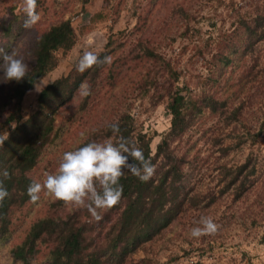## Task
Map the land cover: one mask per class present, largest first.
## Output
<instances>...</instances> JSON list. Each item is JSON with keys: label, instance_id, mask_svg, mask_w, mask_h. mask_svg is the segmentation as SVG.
I'll use <instances>...</instances> for the list:
<instances>
[{"label": "rangeland", "instance_id": "rangeland-1", "mask_svg": "<svg viewBox=\"0 0 264 264\" xmlns=\"http://www.w3.org/2000/svg\"><path fill=\"white\" fill-rule=\"evenodd\" d=\"M25 5L26 0H0V49L22 57L27 71L39 37L51 26L68 20L75 41L69 50L53 53L55 68L20 101L12 97L17 81L0 80V147L21 141L22 128L10 131L24 122L38 131L43 113L52 110L46 116H52L53 130L37 144L28 173L42 183L64 151L93 140L114 142L106 125L128 114L134 140L144 134L149 141L151 177L159 179L169 167L178 177L163 209L172 211L166 227L158 223L157 233L129 245L123 241L117 249L112 247L120 212L113 205L98 209L97 218L86 206L42 188L39 199L14 209L8 232L0 235V264L65 261L55 251L62 243L55 235H44L31 249L23 242L44 218L81 230L78 264H264V40L244 50L237 23L241 16L264 14V0H36L37 19L27 24ZM108 40L116 51L97 75L88 70L92 64L79 71L80 57L108 51ZM141 46L160 59L142 57ZM169 67L176 80L167 75ZM86 72L87 90L81 85L70 98L63 95L39 112L37 98L47 84ZM177 93L185 104L172 130L167 107ZM11 115L20 121H7ZM201 217L212 218L216 227L192 236L193 227H202ZM21 248L23 257L17 256Z\"/></svg>", "mask_w": 264, "mask_h": 264}, {"label": "trees", "instance_id": "trees-1", "mask_svg": "<svg viewBox=\"0 0 264 264\" xmlns=\"http://www.w3.org/2000/svg\"><path fill=\"white\" fill-rule=\"evenodd\" d=\"M245 15V14H244ZM239 28L242 30V36L246 39V47L244 50L252 48L256 43L264 40V14L258 13L250 20L248 15L245 18L241 16L237 20ZM146 28V27H145ZM75 41V34L68 20L61 21L50 27V29L44 32L37 41V50L32 68L27 71L25 78L15 83L13 89V98L20 101L23 94L31 89L40 79H42L48 72L56 66V58L54 52L57 50L67 51L73 45ZM113 46V42L108 40L106 48L108 51L100 53L97 57L100 62L93 63L90 66L89 72L91 75H97V71L103 67V64L107 63V59L104 57H110L116 51L109 47ZM119 48V45H116ZM142 47V57L148 59H160L152 49L148 47ZM232 47V46H231ZM224 62L228 63L230 57L223 54ZM168 65V64H167ZM87 70V72H88ZM83 73L82 76L69 75L64 78H59L53 82L47 84L38 95V104L40 107L39 112H42L43 107L49 106L50 103H55L60 97L64 95V100L70 98L74 92L81 87L84 79L88 78V74ZM88 72V73H89ZM169 77L177 79V74L170 67L166 69ZM93 78V77H91ZM262 84V83H261ZM263 85V84H262ZM65 88H68L67 92H64ZM184 98L179 93L172 97L171 102L168 104V110L172 116V130L177 128V124L181 122V112L184 105ZM52 111V110H51ZM43 113V117L40 122L38 131L33 133L29 126V122H24L20 126H16L13 132L21 130L22 137L20 142L16 146L0 147V186L7 189V195L0 199V235L8 232L11 224V217L14 209L17 206L31 200L30 195L27 192L28 186L35 182L30 176H28L29 170L34 166L38 157L37 144L41 139L46 137L53 130V118L50 115L52 112ZM41 113H38L39 115ZM15 122L20 121L19 117L10 116L7 121ZM47 120V124L44 121ZM130 116L128 114L121 115L115 122L119 125V131L113 132L110 125H106V134L113 135L115 143H119L121 137L125 138V142L129 147H139L143 150L146 158L154 164V157L149 155V141L145 139V135L141 134L134 140L133 128L131 126ZM43 130L41 131V129ZM7 141V140H6ZM7 144V142H6ZM158 153L161 155L162 145H158ZM173 167V166H172ZM245 166H242V170ZM7 172V175L4 173ZM178 177V173L171 167L157 180L150 178L147 181H141L138 177L133 175L127 169L124 170L123 175L120 177V184L123 187L120 198L114 203L113 209L115 212H120L117 217V223H119V230L114 238L113 249H117L118 243L123 241L127 242V245L133 243L135 240L142 237H149L154 233H157L161 227H166L168 219L171 214V208L167 211H163L164 207L173 199L171 188L175 182V178ZM161 223V227L158 225ZM163 227V228H164ZM67 230V232H66ZM44 235H55L60 242V248L55 251L62 254L65 261L62 264H78L76 260L81 254V242H83L82 232L79 228H68L66 223L55 221L50 218H44L34 223L30 228L28 235L23 242H28L29 248L34 246ZM25 249L19 250L17 256L23 257ZM89 264H100L96 260H91Z\"/></svg>", "mask_w": 264, "mask_h": 264}, {"label": "clouds", "instance_id": "clouds-1", "mask_svg": "<svg viewBox=\"0 0 264 264\" xmlns=\"http://www.w3.org/2000/svg\"><path fill=\"white\" fill-rule=\"evenodd\" d=\"M35 5L36 0H26L25 11L29 18L25 21L26 24L37 19ZM97 62L100 61L95 53L85 52L80 57L77 68L83 71ZM27 70L28 64L22 57L0 49V80L20 81L25 78ZM87 87L86 84L82 85L85 90ZM110 127L113 132L119 131L117 123H112ZM125 169L141 181H147L154 174L155 166L145 157L141 148L129 147L123 137L119 143L93 140L82 143L73 150L64 151L55 171L47 174L42 183L32 182L27 192L31 199L37 200L43 188L54 198L76 206H86L98 218V209H104L120 198L123 187L119 181ZM4 174L7 175V172ZM5 195L7 189L0 186V199ZM199 223L202 227L190 230L192 236L213 231L216 227L210 217H201Z\"/></svg>", "mask_w": 264, "mask_h": 264}]
</instances>
